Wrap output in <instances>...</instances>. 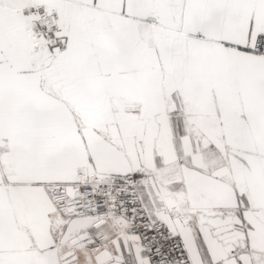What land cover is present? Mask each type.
<instances>
[{
  "label": "snow or ice",
  "instance_id": "1",
  "mask_svg": "<svg viewBox=\"0 0 264 264\" xmlns=\"http://www.w3.org/2000/svg\"><path fill=\"white\" fill-rule=\"evenodd\" d=\"M0 264H264V0H0Z\"/></svg>",
  "mask_w": 264,
  "mask_h": 264
}]
</instances>
